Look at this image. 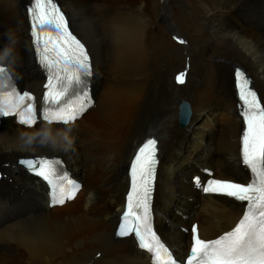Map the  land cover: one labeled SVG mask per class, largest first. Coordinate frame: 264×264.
I'll use <instances>...</instances> for the list:
<instances>
[{"label":"bare ground","instance_id":"1","mask_svg":"<svg viewBox=\"0 0 264 264\" xmlns=\"http://www.w3.org/2000/svg\"><path fill=\"white\" fill-rule=\"evenodd\" d=\"M56 1L87 46L95 99L90 110L95 108L69 125L22 128L12 119L2 121L0 264H150L132 237H114L129 162L150 135L158 138L160 161L155 228L171 252L185 247L172 252L183 259L192 223L209 240L228 231L241 214L238 203L203 196L192 177L203 180L205 169L223 180L247 176L239 164L233 71H246L264 105V0H155L152 7L147 0ZM29 2L0 0V64L19 87L41 95L45 80L28 33ZM252 21L254 27L244 29ZM181 102L190 111L185 126L179 124ZM207 103L220 109L213 118L215 138L195 134L179 170L176 154ZM36 157L61 159L83 184L71 203L49 206L45 187L19 163ZM159 218L179 224L158 228Z\"/></svg>","mask_w":264,"mask_h":264},{"label":"snow or ice","instance_id":"2","mask_svg":"<svg viewBox=\"0 0 264 264\" xmlns=\"http://www.w3.org/2000/svg\"><path fill=\"white\" fill-rule=\"evenodd\" d=\"M29 15L33 43L37 46L41 66L48 74L47 90L42 107L37 110L33 96L19 93L9 69L0 65V116L17 115L20 117L19 122L28 127H32L37 119L49 124L67 125L78 118L87 98L84 89L90 74L88 55L84 46L69 34L65 17L56 0H33ZM44 25H54L55 35L51 31H44ZM179 42L184 43L182 40ZM235 75L241 101L239 107L246 125L242 136V163L252 173V179L247 184L213 179L204 185L196 178V183L206 193L220 194L247 203L235 227L214 240L200 239L194 226L193 246L186 264H264V105L251 89L246 76L239 69ZM176 79L177 83L182 84L184 74H178ZM156 152L155 138H147L137 149L130 168L132 190L128 195V209L117 235L135 233L141 247L152 253L153 264H176L149 224L148 186L151 178H154ZM19 163L50 183L53 179L65 178L58 160L41 158L21 160ZM134 198L137 207L143 209V214L133 211ZM56 202L63 204L65 201L61 198Z\"/></svg>","mask_w":264,"mask_h":264},{"label":"rangeland","instance_id":"3","mask_svg":"<svg viewBox=\"0 0 264 264\" xmlns=\"http://www.w3.org/2000/svg\"><path fill=\"white\" fill-rule=\"evenodd\" d=\"M148 2H149V4L151 5V7H152V5H153V3H155V0H147ZM152 2V3H151ZM158 3H160V0H158ZM172 7H174V5L173 6H171L169 9H171ZM177 10V9H176ZM175 10V11H176ZM254 23L255 22H250V23H248V24H246L245 26H247V27H244V29L246 28V29H252V27H254ZM164 30H165V34H166V39H168L169 37V35L167 34V29L165 28V26H164ZM171 37H174V36H172L171 35ZM170 37V38H171ZM175 38V37H174ZM32 65H34V64H32ZM8 66V65H7ZM238 66V65H237ZM177 84H180V83H177ZM181 85V84H180ZM96 87H97V84H96ZM206 106H209L208 108H206ZM94 108H95V106H94ZM93 108V109H94ZM93 109H91V110H89V111H93ZM190 110H191V108H190ZM219 105L217 104V103H207V105H205L204 107H203V111L201 112V114H200V116H199V120H198V122H197V126H196V128L193 130V132H191L189 135H188V137H187V141L186 142H184L183 143V145H182V147H181V149H180V151L176 154V168L177 169H179V170H181L182 169V167L180 166V164H181V162H183V161H185V160H187L186 159V156L189 154L188 153V151L187 150H189L190 149V142L191 141H193V140H196V138H197V135H195V134H203V136H204V138L206 139V140H213L214 138H215V133H214V123H215V120H213V118L215 117V113H218L219 112ZM88 111V112H89ZM40 125V124H39ZM74 135L75 136H77V133H76V131L74 132ZM81 147V146H80ZM210 151V150H209ZM214 151H216V150H214ZM212 152V151H211ZM211 152H208V154H207V156L208 155H210V153ZM48 157V156H47ZM49 157H56V156H49ZM186 164H189V163H186ZM196 166H197V164H196ZM199 167V166H198ZM188 179H189V177H188ZM230 179H233L232 178V175H231V177H230ZM190 180V179H189ZM84 186H83V184H82V188H83ZM78 202H80V201H78ZM43 205V204H42ZM38 208H40L39 207V204H38ZM176 210H178V209H175V208H172V214H175V211ZM182 211V210H181ZM5 222V224H8L9 223V221L8 220H5L4 221ZM157 223H158V228H159V226H165V227H172V228H176V226L179 224H173V222H171V221H169V220H166V219H161V218H159V219H157ZM186 231L188 232V228L186 229ZM169 248V247H168ZM184 248L185 247H183V252H184ZM173 252V251H172ZM183 252H173L174 254H179V253H183Z\"/></svg>","mask_w":264,"mask_h":264},{"label":"water","instance_id":"4","mask_svg":"<svg viewBox=\"0 0 264 264\" xmlns=\"http://www.w3.org/2000/svg\"><path fill=\"white\" fill-rule=\"evenodd\" d=\"M180 112H179V124L181 126H185V124L188 122L190 111L189 107L186 103L181 102L180 103Z\"/></svg>","mask_w":264,"mask_h":264}]
</instances>
